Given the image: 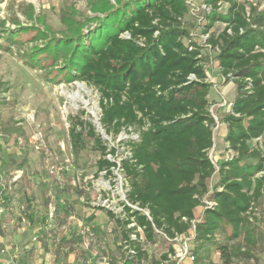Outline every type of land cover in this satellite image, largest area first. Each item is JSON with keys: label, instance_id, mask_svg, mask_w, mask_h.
<instances>
[{"label": "trees", "instance_id": "trees-1", "mask_svg": "<svg viewBox=\"0 0 264 264\" xmlns=\"http://www.w3.org/2000/svg\"><path fill=\"white\" fill-rule=\"evenodd\" d=\"M86 1L94 15L65 6L61 35L31 49L25 62L45 60L41 65L54 73L50 81L94 87L107 135L130 127L139 133L126 143L132 156L120 163L127 199L139 209L125 205L123 218L106 210L131 252L120 264H160L174 252L166 237L192 228L194 264H213V251L220 254L217 264L252 259L249 248L261 235L255 207L264 199V10L252 6L248 12L235 0H203L210 10L199 27L216 53L219 75L237 88L230 110L216 120L208 58L185 27L188 0ZM6 38L14 42L12 34ZM219 123L227 127L224 141L233 155L215 162L210 151ZM86 136L99 151L97 174L113 176L119 164L108 155L115 157L118 149L103 143L92 124L78 122L70 129L76 152ZM139 227L146 244L166 249L159 259L142 248L139 232L131 238Z\"/></svg>", "mask_w": 264, "mask_h": 264}, {"label": "rangeland", "instance_id": "rangeland-1", "mask_svg": "<svg viewBox=\"0 0 264 264\" xmlns=\"http://www.w3.org/2000/svg\"><path fill=\"white\" fill-rule=\"evenodd\" d=\"M235 1L244 4L248 12L252 6L264 10V0ZM188 3L191 9L185 27L208 58L211 109L218 119L230 110L237 88L219 75L216 53L207 46L199 27L208 5L203 0ZM67 5L94 15L86 0H0V245L5 247L17 236L23 251L34 244V250L54 257L62 251L72 252V246H77L80 260L106 257L118 264L125 255L121 247L123 235L105 211L121 206L124 172L118 167L112 169L113 176L105 170L97 174L100 155L94 139L86 136L85 147L76 152L70 129L78 122L92 124L103 143L118 149L115 157L108 156L118 164L127 155L126 143L134 140L136 133L122 130L116 137L107 135L101 124L100 94L94 87L79 81H50L54 73L51 67L41 65L45 60L33 66L25 62L31 49L44 48L50 38L61 35L64 27L60 14ZM227 8L228 3L224 2L220 9L224 12ZM8 33L14 42L6 38ZM226 133L224 124L219 123L214 130L215 146L210 155L215 162L230 157L224 141ZM72 207L76 210V219H72L75 223L71 220L62 230L59 220L74 214L70 213ZM255 208L260 239L251 248L241 239L239 242L251 250L253 258L240 259L235 264H263L264 199ZM94 209L97 212L92 220ZM187 236L193 250L192 229ZM143 246L155 260L166 250L146 242ZM209 260L220 263V254L211 252ZM68 263L71 262L66 258L53 262ZM183 264L191 263L186 260Z\"/></svg>", "mask_w": 264, "mask_h": 264}, {"label": "built area", "instance_id": "built-area-1", "mask_svg": "<svg viewBox=\"0 0 264 264\" xmlns=\"http://www.w3.org/2000/svg\"><path fill=\"white\" fill-rule=\"evenodd\" d=\"M207 10H210V8H207ZM204 36L207 39L208 34H204ZM124 37L129 38L130 35L128 33H125ZM209 82H210V79H209ZM211 108H212V106H211ZM211 112H212V109H211ZM212 114H213V112H212ZM213 116L215 117L214 114H213ZM216 120H218V119L216 118ZM217 126H216V128H217ZM124 131H129L131 133V132H133L135 130L130 127V128H128V130H124ZM135 133H136V135H135V139L134 140H138L139 133L137 131H135ZM214 146H215V144H214ZM229 153H230V157H231L233 155V152L229 151ZM131 156H132V151H131V148L128 147L127 155L124 158L131 157ZM211 158H213V157L211 156ZM119 167H120V164H119ZM121 188H122V191H121L122 195H121V198H120V205L121 206H119L118 208H116V206H114L116 209L115 208H110L111 209L110 211L115 213V210H117L118 214L117 213H115V214L117 216H120L121 218H123L125 216V213H124L125 205L131 206L134 209H139V207L137 205L130 204V202L127 199V192L129 190V183H128L125 175H124V177L121 180ZM109 200H110V198L106 199L105 202H107ZM2 211H3V207H0V213H2ZM144 213L147 216H149V212L147 210H144ZM256 215H258V214L256 213ZM133 226H135V222H132L129 225V227H133ZM192 230H193V236L191 237V240H193V237H194V229L192 228ZM137 232H139L141 234L140 241L142 242V248H144L143 244H144L145 240H144V238L142 236V230H141L140 227L137 229L136 232H133L131 234V238L132 239H137L138 238ZM166 239H167V241L169 243H171L173 245L174 252L173 253H169L168 254V258L166 260L162 261L160 264H183V262H185L186 260H188L189 263H191V264L193 263L194 264L195 254H194L193 250H191L190 244L188 243L189 238L187 236V233L186 234H175L173 237H166ZM177 246H178V248H176ZM121 247L124 250L125 254H128L130 252L129 249H128L127 240H122ZM7 253H9V252H8V248L6 246L5 247H0V258H1V256L3 254H7ZM4 264H19V262L17 261L16 256L14 254H10V255H7V258H5ZM68 264H112V263L106 257L96 259V257L93 256V258H91V259L90 258L89 259H84V260H81V261H79L77 263H68ZM118 264H120V262ZM263 264H264V259H263Z\"/></svg>", "mask_w": 264, "mask_h": 264}, {"label": "crops", "instance_id": "crops-1", "mask_svg": "<svg viewBox=\"0 0 264 264\" xmlns=\"http://www.w3.org/2000/svg\"><path fill=\"white\" fill-rule=\"evenodd\" d=\"M223 159V158H222ZM221 160V159H220ZM74 207H72V210H70V213H74V214H70L68 217H64L62 216L59 220V225L60 228L63 230L66 226L70 225V221L72 219H76L75 217V211H74ZM96 209L92 210V213L90 214V219L92 218V220H94L93 218H95L96 215ZM106 212V211H105ZM106 214L108 215V213L106 212ZM73 221V220H72ZM74 222V221H73ZM79 222V220H78ZM75 223V222H74ZM95 223V221H94ZM31 237H33V235L31 234ZM18 239V237H15V240ZM10 242V244L7 245L6 243V247L8 248V252L7 254H3L0 258V264H4V260L5 258H7V255L10 254H14L16 256L17 261L19 262V264H53V262H55V260L58 261V259H62L65 260L68 259L71 263H77L79 261H81L79 259V252H78V247L77 246H72V252H67V251H62L63 253H58L57 255H55L54 257L51 255H43L41 250H34V248H32V245L28 246V249L30 250H24L23 248L20 246V239L16 240V241ZM65 239L63 241V243H65ZM1 243V242H0ZM3 245H0V247H2ZM30 247V248H29ZM76 247V249H75ZM64 249V248H63ZM21 261V262H20ZM53 261V262H52Z\"/></svg>", "mask_w": 264, "mask_h": 264}, {"label": "bare ground", "instance_id": "bare-ground-1", "mask_svg": "<svg viewBox=\"0 0 264 264\" xmlns=\"http://www.w3.org/2000/svg\"><path fill=\"white\" fill-rule=\"evenodd\" d=\"M79 88H80V89H83V88H84V86H83V85H79ZM78 98H79V96H78Z\"/></svg>", "mask_w": 264, "mask_h": 264}]
</instances>
